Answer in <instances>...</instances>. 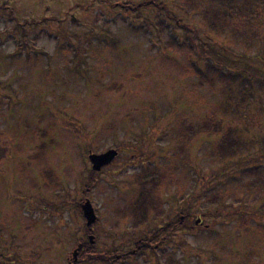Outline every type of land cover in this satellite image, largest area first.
I'll use <instances>...</instances> for the list:
<instances>
[{
    "label": "rangeland",
    "instance_id": "obj_1",
    "mask_svg": "<svg viewBox=\"0 0 264 264\" xmlns=\"http://www.w3.org/2000/svg\"><path fill=\"white\" fill-rule=\"evenodd\" d=\"M121 1L142 0H0V264H110L95 257L132 250L187 206L195 212L202 197L186 196L207 181L227 207L204 217L206 229L192 214L168 230L155 254L114 264H264V187L249 193L243 186L258 171L264 177L257 149L264 62L252 57L257 46L246 52L243 37L230 31L246 18L234 14L215 36L206 22L217 0H155L161 9L129 13L112 5ZM257 18L253 28L264 34V11ZM188 36L196 47L179 46ZM207 63L223 74L225 65L244 70L251 94L216 74L198 84L193 65L206 71ZM211 112L252 147L218 158L208 154L218 135L198 133L177 150L178 120L197 123ZM109 148L118 150L115 158L92 170L89 151ZM147 166L158 177L164 171L163 212L133 225L123 209ZM86 198L96 214L90 230L80 207ZM88 234L92 252L73 262L72 250Z\"/></svg>",
    "mask_w": 264,
    "mask_h": 264
},
{
    "label": "trees",
    "instance_id": "obj_2",
    "mask_svg": "<svg viewBox=\"0 0 264 264\" xmlns=\"http://www.w3.org/2000/svg\"><path fill=\"white\" fill-rule=\"evenodd\" d=\"M210 1L215 3V0ZM217 3L218 7L211 9V12L209 11V13L212 14V18L206 22L208 31L212 32L215 36L225 33V27L229 25L227 22L228 19L234 14H239L242 18H246L245 24H243L241 29L231 28L230 31L234 30L238 35L243 37V49L246 52L251 46H257L258 48H256L255 52L252 54V57L264 62V34H259L257 29L253 28V22L258 19V13L264 11V0H217ZM112 5L122 7L127 13L139 8L152 7L161 9L163 6V4L155 0H142L137 4H131L129 1H121L119 3H113ZM159 24H162L161 21L158 22V25ZM183 27L185 29H190L193 34L196 33V29L193 26L183 25ZM174 42V40H170V43ZM188 42L189 44H194L191 40V36L183 38L182 43L179 44V46H189ZM246 52H236V56L246 55ZM219 66L207 63L206 71H202L200 69L197 70L195 65H193L194 71H196L197 83L202 85L204 81L212 82V75L216 74L224 81L228 80L227 82L235 85V90L238 94H249V92L251 94V90L253 89L252 83L245 77L244 70L231 68L230 66L225 65V68H227L225 71H228V73L223 74V70L221 66ZM253 74L254 75H251L256 76L255 73ZM258 86L261 89H264V80L259 81ZM198 133L218 135L216 145L208 151V154L217 156L218 158L229 159L231 157L241 155V153L252 147V143H255L246 137L242 138L236 128L223 125L218 119H215L214 112H211L207 115V117L197 123H192L190 120L182 118L178 120L177 128L173 133V137L176 138L178 143L177 150L179 149V151H182L183 153L186 146ZM259 146L257 149L264 151V138ZM150 167L151 166H147V168L140 171L139 174H136L137 177L135 182L137 183L138 191L135 193L133 192L130 202L123 209L124 214L132 217L133 225L145 223L148 215H152L153 219H155L163 212L162 202L159 198V191H161L160 188L162 184V177H164V171L160 172L158 177L156 176L158 168ZM262 174V171H258L253 178L243 183V186L249 191V193H254V189L264 187V177ZM209 183L210 181L205 182L201 186L200 191L192 192L193 190H191L186 196L187 201H189L190 197H202V203L199 204L195 212L191 211L189 206H187L182 214L177 215L172 222L159 224L152 232L138 238L132 250L126 252H114L112 256L108 258L96 256L95 260L99 262L109 261L110 264H114L120 260L132 258L140 252L149 251L155 254L161 243H167V239L165 238L167 237L166 234L168 230H172L175 227L183 225L185 220H187L192 214L196 218H200V222L196 225L202 226V228L206 229L208 225H203L204 217L208 214L212 215L216 212H221L224 210H222V208L227 207L223 206L220 208L225 194L220 189L214 190ZM262 198V195H260V199ZM211 205L213 206L212 211L210 208ZM259 209L260 208L257 207L256 211ZM259 212L264 216V208H261ZM261 235V240L264 242V233L262 231ZM85 243L81 242V248L77 253V260H80L82 256H89V253L92 252L90 249L93 245L88 240ZM167 260L171 262L170 257H167Z\"/></svg>",
    "mask_w": 264,
    "mask_h": 264
},
{
    "label": "water",
    "instance_id": "obj_3",
    "mask_svg": "<svg viewBox=\"0 0 264 264\" xmlns=\"http://www.w3.org/2000/svg\"><path fill=\"white\" fill-rule=\"evenodd\" d=\"M118 151L116 148H109L103 152L95 153V152H89L88 153V160L91 164V169L94 171H99L102 166L108 165L114 157L117 155ZM81 211L83 214V217L85 219V225L90 226L93 222L96 220V214L94 211V208L91 204V201L86 198L81 203ZM200 222V218L195 219V224H198ZM88 241L90 243L93 242V235H88ZM79 246V245H78ZM77 247L74 248L71 252V259L73 262H76L77 260Z\"/></svg>",
    "mask_w": 264,
    "mask_h": 264
},
{
    "label": "flooded vegetation",
    "instance_id": "obj_4",
    "mask_svg": "<svg viewBox=\"0 0 264 264\" xmlns=\"http://www.w3.org/2000/svg\"><path fill=\"white\" fill-rule=\"evenodd\" d=\"M131 199V198H130ZM88 230H90L89 229V227H88ZM88 235H90V234H88ZM88 235H87V238H88ZM79 245V246H78ZM81 248V242H78L77 243V250H78V252H79V249ZM77 261V260H76Z\"/></svg>",
    "mask_w": 264,
    "mask_h": 264
}]
</instances>
